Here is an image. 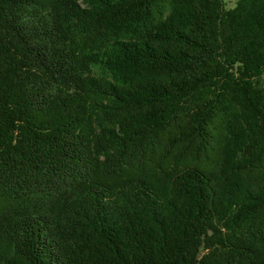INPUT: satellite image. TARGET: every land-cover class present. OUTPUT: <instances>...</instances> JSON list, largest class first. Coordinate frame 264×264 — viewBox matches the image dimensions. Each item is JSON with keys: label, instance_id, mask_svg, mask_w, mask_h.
<instances>
[{"label": "trees", "instance_id": "1", "mask_svg": "<svg viewBox=\"0 0 264 264\" xmlns=\"http://www.w3.org/2000/svg\"><path fill=\"white\" fill-rule=\"evenodd\" d=\"M0 264H264V0H0Z\"/></svg>", "mask_w": 264, "mask_h": 264}]
</instances>
